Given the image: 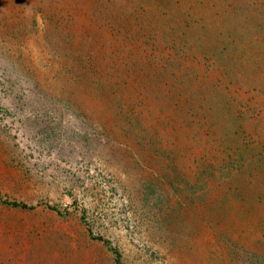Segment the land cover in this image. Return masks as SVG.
I'll return each mask as SVG.
<instances>
[{"label":"rangeland","instance_id":"obj_1","mask_svg":"<svg viewBox=\"0 0 264 264\" xmlns=\"http://www.w3.org/2000/svg\"><path fill=\"white\" fill-rule=\"evenodd\" d=\"M97 236L264 264V0H0V264H116Z\"/></svg>","mask_w":264,"mask_h":264},{"label":"trees","instance_id":"obj_2","mask_svg":"<svg viewBox=\"0 0 264 264\" xmlns=\"http://www.w3.org/2000/svg\"><path fill=\"white\" fill-rule=\"evenodd\" d=\"M3 203H7V204H10L11 206H19V207H23V208L28 207L26 204L18 203V202H8V201L4 202L3 201ZM94 238H97V239L101 240L107 246V248L114 254L115 263L116 264H120L121 255H120L119 251L115 247H113L111 245V242L109 240H107V239H104V238L100 237V236H97V237H94Z\"/></svg>","mask_w":264,"mask_h":264}]
</instances>
